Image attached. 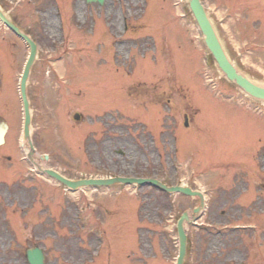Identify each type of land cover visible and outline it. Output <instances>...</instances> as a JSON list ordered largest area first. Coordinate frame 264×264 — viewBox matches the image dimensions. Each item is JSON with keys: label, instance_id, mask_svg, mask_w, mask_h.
Here are the masks:
<instances>
[{"label": "rangeland", "instance_id": "obj_1", "mask_svg": "<svg viewBox=\"0 0 264 264\" xmlns=\"http://www.w3.org/2000/svg\"><path fill=\"white\" fill-rule=\"evenodd\" d=\"M175 1L0 0L38 44L28 83L36 159L50 155L48 168L72 178L149 176L201 190L206 210L199 226H187L185 264H264V210L252 209L259 196L240 173L260 148L258 140L249 146L248 105H238L250 99L213 63L188 4ZM203 2L231 60L264 86V0ZM28 55L29 46L0 23V117L11 127L0 149L14 155L0 171V264H28L35 246L46 264H176L177 221L197 199L150 187L133 196L131 186L122 197L102 196L103 189L94 203L65 202L24 162L19 81ZM164 88L174 107L150 105ZM184 99L199 110H188L199 113L189 128ZM39 184L43 199L34 196ZM229 199L231 216L219 211Z\"/></svg>", "mask_w": 264, "mask_h": 264}, {"label": "water", "instance_id": "obj_2", "mask_svg": "<svg viewBox=\"0 0 264 264\" xmlns=\"http://www.w3.org/2000/svg\"><path fill=\"white\" fill-rule=\"evenodd\" d=\"M89 3L91 2H99L100 4L104 3V0H87ZM189 7L191 8L193 15L195 16L198 26L202 31L205 44L207 48L211 51L212 55L214 56L216 62L219 65L220 70L224 73V75L233 83H235L238 87H240L244 92H246L249 96L254 99L264 101V87L259 86L249 80L246 76L238 71V69L232 64L230 59L228 58L224 47L218 37L216 29L211 22L207 11L202 4L201 0H188ZM0 20L8 26L17 36L23 39L26 43L29 44L31 49L30 58L28 60L24 75L21 80V94L22 100L25 107V115H26V123H25V133L26 138H30V110H29V102L26 98V83L29 77L30 69L35 61L36 54H37V45L32 41V39L24 34L19 28H17L13 22H11L0 10ZM76 119H79V116H76ZM3 134H0V144L2 143ZM29 143L31 144V140L29 139ZM46 174L51 177L58 179L59 181L65 183L68 187L76 190L80 186H107L114 184L116 182L120 183H128V184H145L147 183L146 180L141 179H110V180H86L80 182H72L69 181L58 173L52 170H45ZM151 184L157 185L166 192L169 193H183L185 195H189L192 197H199L201 200L200 206L194 210L195 217L194 220L198 218L197 215H200L203 208H204V195L200 192H194L189 188H182V187H166L157 181H149ZM185 221L191 222L189 214L184 213L183 216L178 221V233H179V240H180V247H179V257L177 259V264H184L185 256H186V247H187V236L184 230V223ZM27 259L30 264H44V254L43 251L39 248L29 249L27 251Z\"/></svg>", "mask_w": 264, "mask_h": 264}, {"label": "flooded vegetation", "instance_id": "obj_3", "mask_svg": "<svg viewBox=\"0 0 264 264\" xmlns=\"http://www.w3.org/2000/svg\"><path fill=\"white\" fill-rule=\"evenodd\" d=\"M171 100L169 99L168 102ZM190 115L188 114V117ZM186 118V117H185ZM259 119V120H258ZM243 121H239V123L242 124ZM246 126H249L251 128L250 133L252 134L253 139L249 142L250 147H252L255 144V140H258V143L260 144V148L255 151L254 154H251L249 159L246 161L247 165H243L242 168H240V173H248L249 175H246L247 181L253 183L254 191L256 196H259L257 201H253L251 203L252 209H262L264 210V112H259V114H255L251 116V119L249 121L245 122ZM258 128V130H256ZM247 134V135H251ZM254 134V136H253ZM257 135V136H255ZM251 137V136H250ZM8 144V140L6 141V145ZM5 145V146H6ZM4 146V147H5ZM7 151H1L0 149V171L3 169L2 165L3 160H9V162H12L10 159V156L6 155ZM39 162L42 161L41 158H38ZM50 161V156H49ZM217 170V169H216ZM218 171V170H217ZM235 173V172H234ZM237 174V173H236ZM235 174V175H236ZM238 177L235 176V179ZM71 179H80V178H71ZM249 182V183H250ZM46 185L39 184L38 187H35L33 190L38 189V194H35L34 196H37L38 199H43V192L45 191ZM55 187H57L58 190L62 191V196L64 199H71V200H78V201H85L87 200V195L85 193H80L78 196L71 194L66 187L59 183L54 184ZM221 185L219 184L217 188H219ZM222 188V187H220ZM76 196L75 198H72ZM230 200L229 208L227 206L222 205L219 206V211H223L225 213L230 214L234 207V202Z\"/></svg>", "mask_w": 264, "mask_h": 264}, {"label": "bare ground", "instance_id": "obj_4", "mask_svg": "<svg viewBox=\"0 0 264 264\" xmlns=\"http://www.w3.org/2000/svg\"><path fill=\"white\" fill-rule=\"evenodd\" d=\"M51 24H53V22H50ZM219 69V68H218ZM222 74V73H221ZM183 187H188L185 183H183Z\"/></svg>", "mask_w": 264, "mask_h": 264}]
</instances>
